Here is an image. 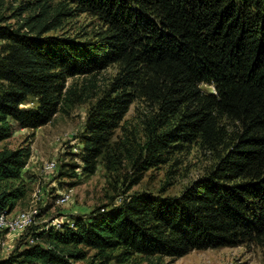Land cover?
<instances>
[{
  "label": "trees",
  "instance_id": "1",
  "mask_svg": "<svg viewBox=\"0 0 264 264\" xmlns=\"http://www.w3.org/2000/svg\"><path fill=\"white\" fill-rule=\"evenodd\" d=\"M56 1L15 26L8 17L27 8L6 16L0 0V142L90 101L76 154L84 173L100 157L107 169L125 163L129 190L190 144L213 163L177 194L136 191L86 219L31 225L0 264H124L136 254L264 247V0ZM81 13L99 30L83 40L45 35ZM136 100L147 107L138 126L112 143ZM29 157L28 147L0 149V213L26 198ZM60 166L69 177L80 167Z\"/></svg>",
  "mask_w": 264,
  "mask_h": 264
},
{
  "label": "rangeland",
  "instance_id": "2",
  "mask_svg": "<svg viewBox=\"0 0 264 264\" xmlns=\"http://www.w3.org/2000/svg\"><path fill=\"white\" fill-rule=\"evenodd\" d=\"M40 4L54 7L57 1L6 0V16H11L13 10L19 6L27 8L21 15L8 17V22L15 26L21 24L27 15L39 11L37 7ZM97 30H99L97 20L81 13L62 18L57 26L45 35H63L83 40ZM113 73L114 67H109L101 72L100 77L106 80ZM71 82L79 83L80 78L70 79L67 84ZM89 105L90 101L75 105L68 113H57L50 122L35 129H16L9 138L0 142V149L19 146L30 149L28 163L22 170V177L29 185V192L11 211L12 214L35 205L39 211L35 224L38 227H44L45 223L53 218L60 222L70 221L75 217L86 219L95 207L117 203L124 195L136 191L162 190L165 194H177L185 185L201 176L213 163V157L209 153L190 144L181 152L174 153L167 163L144 172L141 180L129 190H125L122 183V179L130 175L125 163L118 165L115 170L107 169L100 157L95 171L84 173L80 158L76 154L82 148L81 135ZM146 108V104L140 100L130 105L121 122L122 127L119 126L112 135V143L122 138L126 129L138 126L141 112ZM50 161H55L56 167L54 172L49 174L44 172V165ZM62 163H76L80 167L74 169V177H69L60 174ZM37 189H40V192L35 200L33 191ZM61 195H66L65 202L58 201ZM24 232H4L1 237L3 242L0 243V257H6L14 249ZM124 264H264V247L247 244L192 250L179 258H144L136 254Z\"/></svg>",
  "mask_w": 264,
  "mask_h": 264
},
{
  "label": "built area",
  "instance_id": "3",
  "mask_svg": "<svg viewBox=\"0 0 264 264\" xmlns=\"http://www.w3.org/2000/svg\"><path fill=\"white\" fill-rule=\"evenodd\" d=\"M56 167L55 161L46 162L44 165V172L46 173H52L54 172ZM38 192H40V189L34 190V198H38ZM67 200L66 195H61L58 198V201L65 202ZM38 208H36L35 205H31L28 209L16 212L15 214L2 212L0 213V232H11V233H17V232H24L29 226L35 225L37 223V219L39 217L38 215ZM62 222L58 221L57 219L53 218L49 222H46V228L48 226L53 227H60ZM3 240L0 238V243H2ZM30 242H32V239H30Z\"/></svg>",
  "mask_w": 264,
  "mask_h": 264
}]
</instances>
